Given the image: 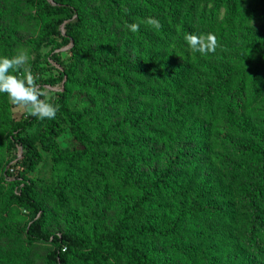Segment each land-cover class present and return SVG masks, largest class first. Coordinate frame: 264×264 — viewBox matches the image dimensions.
<instances>
[{
    "label": "rangeland",
    "instance_id": "rangeland-1",
    "mask_svg": "<svg viewBox=\"0 0 264 264\" xmlns=\"http://www.w3.org/2000/svg\"><path fill=\"white\" fill-rule=\"evenodd\" d=\"M79 1L82 40L95 61L103 64L93 65L84 55L62 47L52 52L73 62V71L63 74L55 85L37 83L49 90L54 103L56 91H62L73 109L89 116L87 126L94 138L103 134L115 143L101 144L93 163L89 154L72 162L64 181L67 201L61 205L48 193L55 174L51 153L42 150L37 140L43 121L25 130L41 153L26 181L45 211L47 232L67 230L89 241L108 232L121 202L149 190L154 177L178 154L183 155L176 165L179 185L188 181L215 201L229 188L231 199L236 200L240 188L234 182L243 187L248 159L238 146L264 148V0H224L219 6L185 0L174 9L183 23L171 19L168 8L157 0ZM193 12L198 17L188 21ZM148 17L158 19L162 27L146 24ZM46 19L33 0H0V57L22 51L36 76H57L55 68L60 66L50 58L52 45H36ZM130 23H138L139 31H129ZM187 33H214L215 52L194 53L184 39ZM123 61L141 72L126 70ZM231 71L243 82L236 99L227 93L233 87L224 90L217 78ZM208 86L217 92L210 102L211 114L204 111V103L195 101ZM26 114L0 93V119L18 120ZM55 118L63 127L58 144L69 150L84 147L59 111ZM128 121L136 124L128 125ZM20 154L19 146L8 147L7 132L0 123V264H44L53 244L28 243L24 230L29 213L5 196L14 186V176L7 171H12ZM179 200L170 186L164 192L157 189L149 202L148 215L154 224L175 216L182 219L175 236L148 247L151 263L255 262L242 243L241 215L234 211L228 220L206 211L199 218L187 215L186 201Z\"/></svg>",
    "mask_w": 264,
    "mask_h": 264
},
{
    "label": "trees",
    "instance_id": "trees-1",
    "mask_svg": "<svg viewBox=\"0 0 264 264\" xmlns=\"http://www.w3.org/2000/svg\"><path fill=\"white\" fill-rule=\"evenodd\" d=\"M157 1L161 6L168 8L167 11L171 19L183 23V19H178L179 14L174 9L182 7V2L184 3L185 0ZM192 1L212 2L215 6H219L223 4L224 0ZM33 4L38 13L47 17L41 27V35L37 39L36 45L51 44L50 58L60 66V69L55 68L57 76L52 74L47 77L38 76V83L55 85L61 81L63 74L67 75L73 71V62L61 59L58 52H52L62 47L68 46L69 51L84 55L93 65L103 64L95 61L93 52L82 40L83 14L81 12L83 8H81L79 0H33ZM196 17L198 15L193 12L189 14L187 20L191 21ZM125 21L128 23L129 18L125 17ZM181 29L186 31L183 26ZM121 65L130 72H141V69L127 61H123ZM237 76L238 74L234 71L217 75L224 90H228L230 86L233 87L227 92L229 98L232 99H236L242 90L243 82ZM235 79L236 82L233 85ZM216 93L214 86H208L198 94V100L195 101L204 103V111L211 114L210 102ZM54 101L59 105L58 111L69 123L72 135L84 147L69 150L58 144L57 137L62 133L63 127L56 118L42 120L26 114L18 120L0 119L1 125L7 132L8 147L19 146L21 149L20 157L16 159L12 171H7L8 175L14 176L12 181L14 186L8 189L5 196L8 201L24 208L29 213V222L24 230L26 241L30 244L50 241L53 244V248L44 257V264H120V261L122 264H153L149 261L151 251L148 247L153 243H159L175 236L178 225L182 221L180 217L175 216L164 224H154L148 215V205L154 197L155 191L157 189L162 192L168 191L170 186L177 191L180 203L182 200L186 201L187 215L188 213L192 216L197 214V217L200 218L204 212L208 211L212 215L222 216L228 220L234 213L241 215L242 243L255 258V262L252 264H264V148L251 145L238 146V149L248 159L243 169V187L234 182L236 181L234 177L231 179L240 188L236 200L231 199L232 193L229 188L223 189L219 196L220 199L215 201L205 198L197 188H192L188 181L185 185H179L181 178L176 165L179 164V158L183 155L178 154V158L174 157L154 177L149 190L142 192L138 198L121 202L118 217L108 232L90 241L67 230L49 234L44 228L45 211L37 200V193L32 184L26 181V174L40 162L41 153L34 140L25 134V130L31 128L36 122L43 121L37 140L42 150L51 153V163L55 174L54 183L50 186L48 193L54 196L55 203L61 205L67 201L69 190H65L64 181L68 180L67 174L72 162L89 154L91 163H93L94 158L98 156L101 144L113 145L115 143L113 139L104 137L103 134L94 138L87 126L89 116L86 117L84 112L79 109H73L62 91H56ZM127 124L135 125L136 123L128 121ZM189 189L191 191L188 194Z\"/></svg>",
    "mask_w": 264,
    "mask_h": 264
},
{
    "label": "clouds",
    "instance_id": "clouds-1",
    "mask_svg": "<svg viewBox=\"0 0 264 264\" xmlns=\"http://www.w3.org/2000/svg\"><path fill=\"white\" fill-rule=\"evenodd\" d=\"M145 23L156 29L162 27L159 20L148 17ZM129 31H139L138 23L127 25ZM187 45L194 53H214L217 38L214 33L197 35L187 33L184 37ZM28 64L25 52H19L11 57H0V93L7 95L13 106L22 108L28 115L38 119H55L59 105L53 102V96L48 89L37 83L36 76Z\"/></svg>",
    "mask_w": 264,
    "mask_h": 264
}]
</instances>
